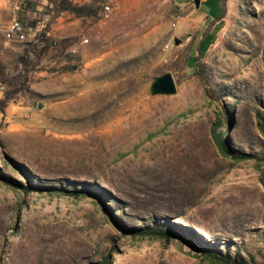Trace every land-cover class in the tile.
<instances>
[{
	"label": "rangeland",
	"instance_id": "1",
	"mask_svg": "<svg viewBox=\"0 0 264 264\" xmlns=\"http://www.w3.org/2000/svg\"><path fill=\"white\" fill-rule=\"evenodd\" d=\"M31 1L0 0L7 73L50 30L52 9ZM102 1L113 3L109 19L56 40L0 113V176L82 192L25 193L0 181V264H223L178 240L124 231L140 227L263 263L264 0H225L202 43L199 27H187L203 20L191 17L194 0ZM201 9L222 14L218 0ZM14 16L24 42L5 37ZM197 57L209 95L192 73ZM166 73L175 94L151 95ZM215 135L252 158L225 157Z\"/></svg>",
	"mask_w": 264,
	"mask_h": 264
},
{
	"label": "trees",
	"instance_id": "2",
	"mask_svg": "<svg viewBox=\"0 0 264 264\" xmlns=\"http://www.w3.org/2000/svg\"><path fill=\"white\" fill-rule=\"evenodd\" d=\"M48 3L52 6L53 16L60 13L66 12L72 14L76 18L86 17V18H101L102 6L99 4L89 3V4H75L71 0H48ZM28 8H34L36 6V0L27 3ZM221 16L217 19H221L225 10V0H221ZM213 23H209L211 27ZM36 23L30 22L26 28H35ZM56 44V41L51 40L46 34L40 33L35 36L34 40L27 42L24 45V53L20 55L15 63L11 72L7 73V68L0 64V84L4 87L3 94L0 97V113L4 116L5 110L10 102H12L16 96L24 94L27 91V83L29 79V74L34 70L37 65L38 60L41 56L51 47ZM198 57L194 59L193 75L197 76L203 83L204 90L207 95L208 93V78L203 70L201 64L198 62ZM230 115L227 118L230 122ZM216 144L219 146L222 155L232 159H249L252 158L249 154H242L234 152L230 149L226 139H222L220 136H214ZM0 181L5 185L9 186L14 190H21L25 193H61L69 196L78 197L82 194L81 191H68L65 189H57L55 187L36 185L32 183H27L22 185L15 181H12L6 177L0 176ZM124 230V229H122ZM127 234L131 236H143L159 238L165 241L178 240L182 243L190 245L193 249H198L203 255L209 257V259L218 261L223 264H258L246 262L243 260H235L229 256H226L219 252H212L210 249L201 248L198 244L194 243L193 240L188 237L187 234L180 232H175L169 228L160 227H140V228H130L124 230ZM259 264H264L259 263Z\"/></svg>",
	"mask_w": 264,
	"mask_h": 264
},
{
	"label": "crops",
	"instance_id": "3",
	"mask_svg": "<svg viewBox=\"0 0 264 264\" xmlns=\"http://www.w3.org/2000/svg\"><path fill=\"white\" fill-rule=\"evenodd\" d=\"M37 10H39L41 7L44 6H48L49 9H52V6L48 3V0H37ZM73 3L75 4H89V3H94L99 4V5H103L105 4L102 0H71ZM116 1V0H115ZM209 0H198V5L195 4V0H194V4H195V14H193L191 17L192 19L194 17H196L198 15V13H202L203 14V20L199 23V25H189L187 27H191L193 29H196L199 27V29L201 30V34H200V38L199 40L202 42H204V40L206 38L209 37V35L211 34V28L214 27L215 24H217V22H215L217 20L218 17H210L208 14L204 13V11L201 9L202 6L206 5L207 2ZM219 4L221 3V0H218ZM52 13V12H51ZM53 14V13H52ZM91 19H94L92 17L90 18H86V17H81V18H76L74 17L72 14L63 12L60 13L56 16H52L50 21H49V28L50 30L46 32L47 37H49L51 40H58V39H63V38H67V37H71L73 35H76L79 31H81L80 28V24L81 21H87L89 22ZM191 18H187V21H191ZM95 20V19H94ZM209 23H213L211 25V27H209L208 29V25ZM196 26V28H194ZM185 32V28L183 26V24L180 26L179 28V33H183Z\"/></svg>",
	"mask_w": 264,
	"mask_h": 264
},
{
	"label": "built area",
	"instance_id": "4",
	"mask_svg": "<svg viewBox=\"0 0 264 264\" xmlns=\"http://www.w3.org/2000/svg\"><path fill=\"white\" fill-rule=\"evenodd\" d=\"M114 9L112 1L109 3H105L102 5V13H101V19L102 20H108L110 15L112 14V11ZM5 37L8 41L10 40H16L19 42H24L25 37V29L23 28L22 23L19 21V19L14 16L9 24L7 25V28L5 30ZM86 41V40H85Z\"/></svg>",
	"mask_w": 264,
	"mask_h": 264
},
{
	"label": "water",
	"instance_id": "5",
	"mask_svg": "<svg viewBox=\"0 0 264 264\" xmlns=\"http://www.w3.org/2000/svg\"><path fill=\"white\" fill-rule=\"evenodd\" d=\"M195 4L198 5V0H195ZM175 92H176L175 81L170 73H166L156 77L150 86V93L153 96L155 95L170 96L175 94Z\"/></svg>",
	"mask_w": 264,
	"mask_h": 264
}]
</instances>
